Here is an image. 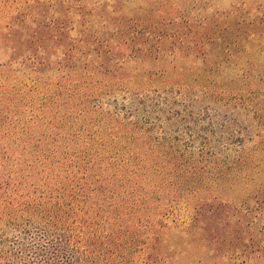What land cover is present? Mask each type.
<instances>
[{
    "label": "rangeland",
    "instance_id": "374dc122",
    "mask_svg": "<svg viewBox=\"0 0 264 264\" xmlns=\"http://www.w3.org/2000/svg\"><path fill=\"white\" fill-rule=\"evenodd\" d=\"M119 40L128 42L125 52H106L108 41ZM29 55L52 66L34 72L24 62ZM58 81L65 93L93 94L97 106L80 107L79 97L65 94L47 113L38 111L40 98ZM4 106L13 119L26 111L14 124L19 134L42 132L56 121L61 140L53 148L66 160L75 148L94 150L87 156L91 164L82 158L74 171L78 178L88 171L85 182L99 184L104 196L90 202L104 204L102 214L121 224L133 215L156 225L171 208L167 228H152L157 233L150 241L169 256L168 264H231L226 257L214 263L215 248L190 242L186 233L197 206L208 223L214 204L237 208L229 212L230 228L243 216L239 210L254 208L246 217L251 228L240 235L259 237L264 228V0H0ZM30 109L37 114L33 122ZM8 144L15 153L12 183L50 182V171L19 178L17 162L32 160L29 148L0 134V147ZM33 229L43 232L39 225ZM140 232L125 229L126 236ZM1 233L7 240L16 235L0 226ZM250 264L264 263L254 258Z\"/></svg>",
    "mask_w": 264,
    "mask_h": 264
},
{
    "label": "trees",
    "instance_id": "16d2710c",
    "mask_svg": "<svg viewBox=\"0 0 264 264\" xmlns=\"http://www.w3.org/2000/svg\"><path fill=\"white\" fill-rule=\"evenodd\" d=\"M96 40L97 44L104 45L102 44L103 39L97 37ZM127 44L126 40L125 42L119 40V44L112 46L108 41L106 52H114L115 49L125 52ZM13 48L19 49L18 46H13ZM28 61L32 67L30 69L34 72L40 73L45 66H52L51 61L35 59L32 55L24 60V62ZM62 63L64 60L56 61L55 66L62 65ZM62 83L58 81L55 84H50L48 89H53V92L42 95L41 102L37 105L38 111L47 113L50 103L55 105L62 97H65L63 96L65 94H68L66 96L69 100L72 97H79L80 107H88L91 104L92 107L97 106L93 94L89 93L83 96V93L78 94L74 91L65 93L62 91ZM82 89L86 92L87 88L83 87ZM93 92L96 93V96L102 95L101 91ZM92 110L94 111V108ZM23 113L26 114V111H18L13 119L10 107L0 108L1 136H5L7 139L13 137L18 146H21L20 142H22L23 149L29 148L28 152L32 159L29 160L27 156L22 162L18 161L17 164L20 163V166L16 173L21 179H26L29 175L32 178L34 174H31V171L36 172L38 176H41L43 172L50 171L51 176L50 182H33L28 186L12 183V176L8 168L13 166L15 153L10 144L0 147V226L10 228L16 233L10 240L5 239V233H1L0 264H168L171 260L169 256L162 254L154 242L151 244L150 241L161 230L160 226L167 228L166 214L170 213L172 209L168 208L165 212L161 210L164 214L156 225L148 218L135 220L133 212H129L133 218H128L122 224L117 222L115 217L102 214L104 204L94 207L90 202L93 195L101 193V197L104 196V193L99 190V184L92 186L85 182V178L89 176L88 171L79 172L82 175L80 178L77 177L78 172L74 171V168L80 165V160L86 159L94 150L82 151L75 148L73 150L75 152L70 154L72 158L69 160V155H67L66 160L59 150L53 148L61 140L56 121L48 122L42 132L22 129L19 134L14 124L21 119ZM30 114L32 116L30 121L33 122L37 116L35 109H30ZM56 115L58 114H55V117ZM16 125L18 126L17 123ZM17 135H21L22 138L19 140ZM43 144L46 146L44 151H42L43 147H40ZM102 145V142H97L98 147H102ZM85 147H89V144ZM33 148L34 156L31 154ZM103 162L104 164L110 163L107 160ZM62 163L64 164L62 170L55 171V166H60ZM86 163L91 164L89 158L86 159ZM34 165L41 168H35ZM21 166H25V168L22 169ZM54 181L56 185L53 184ZM214 206L212 210H216L213 212L216 216L211 217L210 223L203 218L200 220L201 208L200 206L196 207L197 214L193 225L190 226L187 233L185 231L189 236H193L190 242H193L198 249L202 247H208L209 250L215 248L209 257V260L214 259V263L218 262L217 260L221 257H226L231 264H250L254 258H260L264 263V228L258 234L259 237L253 236L250 232H247L245 236L240 235L244 233V226L251 228L252 220L246 222V217L253 215L254 208L246 207L243 208V211L239 210L244 214L238 216L233 227L230 228L231 221L229 219L232 218L229 216V212H236L237 208L231 210L232 206L227 203H217ZM98 208L100 215L96 217ZM120 214L119 217L123 218ZM96 218L99 219L96 220ZM35 225H39L43 232H35V228L33 229ZM129 227H139L145 232H140L137 237L132 234L126 236L125 229ZM152 228L158 231L154 233ZM100 229L102 230L100 231ZM104 230H109V233L116 237L111 234L106 235L108 232L106 233ZM114 238L118 239L117 242H114ZM219 243L224 247L223 249L220 248ZM197 259L202 262L201 258Z\"/></svg>",
    "mask_w": 264,
    "mask_h": 264
}]
</instances>
